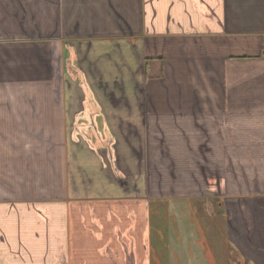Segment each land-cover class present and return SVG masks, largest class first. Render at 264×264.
<instances>
[{"label":"crops","instance_id":"crops-1","mask_svg":"<svg viewBox=\"0 0 264 264\" xmlns=\"http://www.w3.org/2000/svg\"><path fill=\"white\" fill-rule=\"evenodd\" d=\"M158 129L208 171L167 202L264 264V0H0V264H146L155 196L119 169L153 167Z\"/></svg>","mask_w":264,"mask_h":264},{"label":"rangeland","instance_id":"rangeland-1","mask_svg":"<svg viewBox=\"0 0 264 264\" xmlns=\"http://www.w3.org/2000/svg\"><path fill=\"white\" fill-rule=\"evenodd\" d=\"M131 131L132 134L128 137L105 139V148L111 156L115 152L112 148L115 143V160L117 162H120L121 159L124 161L126 158L125 154L130 152V149L132 153L138 155L141 160L143 158L145 138H134L137 133L141 134V132L140 130L138 132V129H133ZM155 131L153 132L155 134L154 136H152V132H150L149 136V152H151L153 167L145 169L143 164H139L136 169H132L131 166L123 162L122 168L119 169L127 176L145 173L149 179V194L155 196L150 205V218L153 231H151L150 234V242L148 241V244L150 243V246L152 245L154 250H151L150 254L148 252L146 264H208L206 256L209 253L212 254L214 258V260L209 261L212 264H245L238 258L237 254L234 253L229 245L226 244L223 247V241L220 240L219 231L215 230V232L210 234L205 229V227L209 226V222H204L208 226L204 227L205 230L202 236L195 230L196 224L194 225V223L197 218L193 216V212H195L198 217L208 220L212 214L209 203H207L208 201L204 204H200L201 201L196 202L195 199L187 198L180 201L169 200V202H167L168 199L166 200L164 196L171 194H186L184 196H189L190 198H194L196 195L202 196L203 194H207L208 188L205 187L203 179H200V173L208 177V171L204 172V170L195 168L194 164H192L193 156L186 160H181L172 153H169L170 147H174L170 146L168 143L172 141L176 142L177 139L160 136L162 133L161 129H158L159 133H157L159 135H156ZM94 140V143L98 141V143H101L103 146L104 139ZM135 140H137V145H134ZM109 141H111L112 144L111 149L109 147ZM94 146L97 147V143L94 144ZM107 160L111 165H113L115 161L113 157L111 160L108 156ZM117 162H115L114 165H116ZM126 175L122 177L124 178ZM200 190H202L201 194H199ZM172 202L174 203L171 208ZM203 205L205 206L203 207ZM190 208H192V212ZM164 217L165 219L163 220ZM163 221L165 222L163 223ZM166 230H169V234L165 233L163 240L162 231ZM192 230L193 233H191ZM199 240L203 242L201 245H204V249L200 247V244H197ZM226 246L228 247L226 248ZM209 256L211 257V255Z\"/></svg>","mask_w":264,"mask_h":264}]
</instances>
